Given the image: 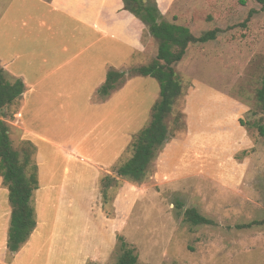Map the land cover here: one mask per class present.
Returning <instances> with one entry per match:
<instances>
[{"label": "rangeland", "instance_id": "obj_1", "mask_svg": "<svg viewBox=\"0 0 264 264\" xmlns=\"http://www.w3.org/2000/svg\"><path fill=\"white\" fill-rule=\"evenodd\" d=\"M245 1L164 0L163 14L156 0L162 20L189 26L197 36L220 33L190 47L175 66L183 92L166 119L169 140L142 182L116 171L132 158V143L149 125L160 94L155 79L133 75L134 66L150 65L158 52L145 23L147 56L132 62L116 88L112 97L120 108L112 124L97 129L85 113L53 114L41 129L64 150L36 139V155L30 144L14 145L22 161L30 155L27 175L38 178L40 166L44 176L31 199L37 227L17 252L8 249L11 204L0 189V264H117L120 237L135 249L137 264H264V136L258 129L264 126L258 98L264 9ZM18 2L0 0V25ZM131 119L136 123L129 128ZM106 127L109 146L97 154ZM121 146L125 152L116 160L113 151ZM74 148L78 154L69 152ZM106 176L113 178L107 200ZM188 209L213 223L194 226L186 221Z\"/></svg>", "mask_w": 264, "mask_h": 264}, {"label": "crops", "instance_id": "obj_2", "mask_svg": "<svg viewBox=\"0 0 264 264\" xmlns=\"http://www.w3.org/2000/svg\"><path fill=\"white\" fill-rule=\"evenodd\" d=\"M18 1L0 25V66L6 79L11 83L21 80L25 91L1 110L0 120L9 127L13 148L15 144H30L36 155L32 139L55 144L41 129L50 115L85 113L83 118L96 122L97 129L114 122L120 108L112 97L116 89L100 101L95 98L110 71L126 72L134 60L147 56V26L125 9L123 0ZM157 1L164 14V0ZM132 123L136 121L131 119L129 128ZM103 130L97 154L105 144L109 146L110 127ZM55 145L64 150L60 144ZM73 150L76 152H69L78 154V149ZM124 152L122 146L116 148L114 158L121 159ZM37 172L40 186L44 176L40 166ZM51 186L49 183L47 188ZM0 187L6 202L9 191L3 186V178Z\"/></svg>", "mask_w": 264, "mask_h": 264}, {"label": "trees", "instance_id": "obj_3", "mask_svg": "<svg viewBox=\"0 0 264 264\" xmlns=\"http://www.w3.org/2000/svg\"><path fill=\"white\" fill-rule=\"evenodd\" d=\"M125 9L149 27L151 35L158 41V52L155 60L146 66L134 69L133 75L151 77L160 86L158 101L152 107L151 121L141 130L134 139L132 147L134 154L125 164L120 166L116 173L118 177L140 183L145 179L148 167L153 161L157 150L162 148L169 140L170 131L166 119L172 113L177 99L182 95V82L175 70V66L182 62L188 49L195 44H206L217 39L220 30L211 31L197 36L189 26L170 23L162 20V15L156 0H123ZM264 9V0H252ZM242 5L246 4L241 0ZM251 10L249 17L255 14ZM132 75V74H131ZM126 73L110 71L105 83L99 90L102 97L109 96L125 80ZM25 85L21 80L9 82L0 66V112L7 105L13 104L24 93ZM260 102L264 104L263 87L258 93ZM243 125V124H242ZM259 133L264 136V126H259ZM30 165V155L25 153L24 160L13 148L9 135L8 125L0 120V176L9 191L11 204V218L8 234V249L17 252L30 239L37 227L35 209L31 204L33 193L38 189L36 174L27 175ZM113 178L106 176L102 183L103 197L108 199L107 190ZM186 221L194 226L210 225L213 222L202 216L196 209L185 212ZM122 255L117 264H137L138 255L121 237Z\"/></svg>", "mask_w": 264, "mask_h": 264}]
</instances>
